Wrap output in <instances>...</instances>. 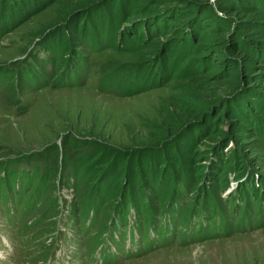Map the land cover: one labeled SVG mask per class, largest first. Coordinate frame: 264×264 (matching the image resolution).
I'll use <instances>...</instances> for the list:
<instances>
[{
    "label": "rangeland",
    "instance_id": "1",
    "mask_svg": "<svg viewBox=\"0 0 264 264\" xmlns=\"http://www.w3.org/2000/svg\"><path fill=\"white\" fill-rule=\"evenodd\" d=\"M0 264H264V0H0Z\"/></svg>",
    "mask_w": 264,
    "mask_h": 264
},
{
    "label": "trees",
    "instance_id": "2",
    "mask_svg": "<svg viewBox=\"0 0 264 264\" xmlns=\"http://www.w3.org/2000/svg\"><path fill=\"white\" fill-rule=\"evenodd\" d=\"M105 35H106V36H104V37H108V36H109V34H105ZM111 42H112V41H111ZM102 43H103V44H106L105 41H103ZM112 43H113V42H112ZM112 43H111V45H112ZM95 47H96V46H95ZM137 84H139L138 81H137ZM130 87H132V86H130ZM204 216H205V215H204ZM229 229H230V228H229Z\"/></svg>",
    "mask_w": 264,
    "mask_h": 264
},
{
    "label": "bare ground",
    "instance_id": "3",
    "mask_svg": "<svg viewBox=\"0 0 264 264\" xmlns=\"http://www.w3.org/2000/svg\"><path fill=\"white\" fill-rule=\"evenodd\" d=\"M49 58V57H48ZM43 62V61H42ZM71 82V81H70ZM168 219V218H167ZM169 219H171V217H169ZM205 219H206V217H205ZM115 232V231H114ZM136 234V233H135ZM111 241V240H110Z\"/></svg>",
    "mask_w": 264,
    "mask_h": 264
},
{
    "label": "crops",
    "instance_id": "4",
    "mask_svg": "<svg viewBox=\"0 0 264 264\" xmlns=\"http://www.w3.org/2000/svg\"><path fill=\"white\" fill-rule=\"evenodd\" d=\"M47 49V48H46Z\"/></svg>",
    "mask_w": 264,
    "mask_h": 264
}]
</instances>
